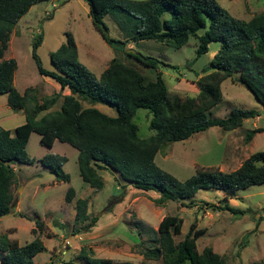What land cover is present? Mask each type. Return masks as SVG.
<instances>
[{
    "label": "trees",
    "instance_id": "1",
    "mask_svg": "<svg viewBox=\"0 0 264 264\" xmlns=\"http://www.w3.org/2000/svg\"><path fill=\"white\" fill-rule=\"evenodd\" d=\"M42 1L53 0H0V95H6L10 109L22 111L26 119L14 130L0 127V218L12 214L17 205L12 194L16 172L11 165L35 162L27 152L34 133L48 148L59 141L77 149L80 176L95 191L104 188L102 171H108L116 175L119 183L159 194L160 203L191 200L184 205L190 208L196 206L195 196L201 191H220L228 198L252 186L264 185V152L251 155L233 172L198 168L185 181L156 163V156L169 143L186 141L213 127L234 131L242 127L244 121L262 115L261 109H235L223 118L209 117L223 101L222 84L236 74L238 82L264 109V12L243 20L232 16L216 0H84L94 28L110 45L124 49L130 41H154L181 49L194 38L199 42L197 58L207 54L212 43H219L220 49L204 74L198 75L197 96L181 97L170 93L164 74L159 71V64L170 65L141 53L128 56L154 69L156 78H148L118 59H113L97 77L80 62L78 47L70 34L66 43L51 54L53 69L48 70L38 55L43 43L40 34L33 42L32 53L39 74L51 78L70 94L64 96L60 110L39 117L56 105L60 94L42 102L28 90L21 94L14 85L18 64L15 59L4 60V55L14 28ZM108 17L127 36L125 41L110 37L105 22ZM83 103L89 106L84 107ZM98 104L113 107L117 115L105 114L97 108ZM139 109H146L152 115L149 129L154 134L148 138L139 136V127L133 119ZM263 132L262 128L248 131L247 140ZM40 162L56 176L57 182H70V175L63 170L66 157L47 155ZM75 197L76 191L69 188L65 201L71 203ZM212 207L234 214L244 213L228 205ZM88 208L89 200L76 201L75 223L87 232L99 219L94 217L87 224ZM35 224L34 233L44 227L41 221ZM182 227L183 221L178 216L164 217L154 231L157 236L153 244L142 252L144 259L162 261V264H227L226 259L211 248L201 253L195 249V241L206 231L195 230L194 224L187 238L177 244L175 236L181 234ZM45 250L39 237L21 245L7 234L0 236L1 264H35L34 258ZM80 258L86 264H114L111 259L95 258L92 251L85 248L81 249Z\"/></svg>",
    "mask_w": 264,
    "mask_h": 264
},
{
    "label": "rangeland",
    "instance_id": "2",
    "mask_svg": "<svg viewBox=\"0 0 264 264\" xmlns=\"http://www.w3.org/2000/svg\"><path fill=\"white\" fill-rule=\"evenodd\" d=\"M216 1L238 19L250 20L264 12V0ZM105 22L109 26L110 37L122 41L127 39L109 17ZM40 34L43 35V43L38 55L43 67L48 70L53 69L51 54L66 43L70 34L78 47L80 62L97 77L113 59H118L146 77L156 78L154 69H148L128 56L141 53L170 65L159 64V71L164 74L170 93L181 97L197 96L199 90L195 82L220 49L219 43H212L210 51L197 58L199 42L194 38L181 49L154 41H130L123 49L108 44L94 28L89 6L84 0L42 1L34 5L14 28L4 55V60L15 59L18 64L14 85L21 94L28 90L40 102L61 95H58L56 105L39 117L60 110L64 96L70 94L51 78L39 74L32 53L33 42ZM237 78L236 74L222 84L223 101L210 112L209 117L223 118L235 109H261L262 115L244 121L243 126L234 131L213 127L186 141L167 144L156 156L159 167L185 181L198 168L233 172L251 155L264 152V132L256 134L251 141L247 140L248 131L264 129V109ZM83 106L89 104L83 103ZM97 108L109 116L117 115L113 107L98 104ZM151 118L146 109H139L133 118L142 138L154 134L149 129ZM25 120V114L12 111L8 106V97L0 95V127L14 130ZM27 152L35 160L33 164L11 165L16 172L12 194L17 205L12 214L0 218V236L7 234L21 245L39 237L46 250L34 258L35 264H86L80 258L82 248L92 251L95 258L111 259L114 264H162V261H146L142 252L153 244L157 236L154 231L158 230L166 216H178L183 221L181 234L175 236L177 244L187 238L194 224L195 230L206 231L194 243L198 252L211 248L224 257L227 264H259L264 261V185L252 186L228 198L220 191H201L195 196L196 206L189 208L184 205L191 200L160 203L159 194L142 192L125 182L121 184L116 175L108 171H102L105 186L96 192L83 182L78 166V150L67 143L56 141L53 148H48L34 133ZM47 155L67 158L63 170L70 175V182H57L56 176L41 164L40 161ZM71 187L76 191V197L68 203L65 196ZM78 199L89 200L87 224L92 218H99L96 226L88 232L75 223ZM212 205H228L244 213L217 210ZM37 221H41L44 227L34 233Z\"/></svg>",
    "mask_w": 264,
    "mask_h": 264
},
{
    "label": "crops",
    "instance_id": "3",
    "mask_svg": "<svg viewBox=\"0 0 264 264\" xmlns=\"http://www.w3.org/2000/svg\"><path fill=\"white\" fill-rule=\"evenodd\" d=\"M22 112V111H21ZM97 192V191H96Z\"/></svg>",
    "mask_w": 264,
    "mask_h": 264
}]
</instances>
